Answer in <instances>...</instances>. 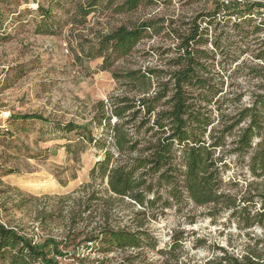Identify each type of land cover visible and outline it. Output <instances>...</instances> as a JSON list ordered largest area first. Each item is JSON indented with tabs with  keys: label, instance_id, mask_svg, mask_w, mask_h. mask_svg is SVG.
<instances>
[{
	"label": "rangeland",
	"instance_id": "obj_1",
	"mask_svg": "<svg viewBox=\"0 0 264 264\" xmlns=\"http://www.w3.org/2000/svg\"><path fill=\"white\" fill-rule=\"evenodd\" d=\"M85 2L0 0V221L36 243L48 237L63 240L73 200L83 195L89 185L100 190L105 185V179L93 181L89 175L93 164L102 157V150L75 131L57 129L55 124L89 122L99 100L108 103L116 96L133 97L158 90L177 68L173 61L178 39L170 30L184 33L188 20L212 8L211 0H158L117 13L113 5L119 0L112 5L104 0L84 21H75L77 5ZM38 5L50 9L47 19ZM252 16L259 21L263 15ZM149 19L154 22V30L147 31L130 54L114 60L109 69H102V57L81 52V48L90 50L99 33ZM233 21L231 17L224 24L222 19L216 25L221 51L209 60L210 75L222 87L220 94L233 100L234 105L225 113H234L250 105L257 94H264V63L253 58L264 48V30L241 37L246 33H236ZM147 69L159 70V76H151L143 85L119 77L131 70ZM31 113L46 117L47 122L11 117ZM114 121L112 117L111 123ZM92 131L99 136L101 128ZM238 132L235 128L225 139L221 176L226 192L237 198L252 197V201L240 203V207L246 206L241 213H247L251 223L232 209L213 214L211 206L191 202L180 212L174 205L158 210L146 219L144 228L157 240V249L167 246L177 232L178 264H204L224 251L239 258L257 251L264 257V205L259 195L264 193V177L252 176L247 165L259 138L253 139L247 154L236 155L230 149ZM126 202L129 201L125 199ZM115 206L111 218L117 216L120 226L130 224L131 210L140 208L118 201ZM95 219L80 222L75 231L81 234L68 239L67 247L59 245L63 254L57 257L60 264H87L82 257L89 260L103 255L82 242ZM145 252L143 263L163 264V257L155 251ZM0 264L7 262L0 259Z\"/></svg>",
	"mask_w": 264,
	"mask_h": 264
},
{
	"label": "trees",
	"instance_id": "obj_2",
	"mask_svg": "<svg viewBox=\"0 0 264 264\" xmlns=\"http://www.w3.org/2000/svg\"><path fill=\"white\" fill-rule=\"evenodd\" d=\"M102 1L86 0L84 5L78 4L75 21H84ZM105 1L112 5L116 0ZM157 1L119 0L113 9L117 13L130 12L140 5ZM211 2V10L201 12L185 23L187 28L184 33L170 30L178 39L173 61L177 68L169 73V79L158 90L150 94L141 92L142 95L133 97L116 96L108 103L99 100L89 122L55 124L57 129L75 131L83 140L102 150V157L93 164L89 175L93 181L96 178L105 179V185L102 190L89 185L83 195L73 200L70 225L63 240L48 237L36 243L31 237L0 221L1 260L7 264H60L57 257L63 254L59 245L67 247L68 239H75L76 234H81L75 231L76 225L96 218L91 228L85 231L82 242L85 246L90 245V250L95 249L103 255L89 260L82 257L83 262L145 264V251L152 250L163 257V264H171L169 261L178 264L180 236L177 232L171 235L167 246L157 249V240L144 228V224L158 210L163 211V208L174 205L180 212L188 202L195 206L209 205L213 214L232 209L251 223L247 213H241L246 206L240 207V203L252 201V197L237 198L225 191L220 162L225 152L226 137L238 128L230 153L247 154L252 148L253 139L259 138L247 165L252 176L264 177V94H257L250 105L234 113H225L234 105L233 100L225 99L220 94L222 87L210 75L212 64L209 60H214L221 51L215 32L216 25L222 19L227 24L234 17L232 25L236 33H246L241 37L264 30V2ZM38 9L44 18L49 17V8L38 5ZM255 13L263 15L259 21L252 16ZM245 25L246 28H243ZM154 27L150 19L132 26L118 25L99 33L90 50L81 48V52L102 57V69H109L114 60L129 55L147 31L154 30ZM210 29L213 33H209ZM206 44H210L211 48L204 47ZM253 58L264 63V48ZM151 76L158 77L159 70H131L119 75L138 85L148 83ZM11 117L22 121L35 119L47 122L46 117L35 113ZM112 117H115L113 123ZM215 117L218 118V125L214 124ZM243 122L245 126H240ZM93 128H101L99 136L93 134ZM259 195L264 205V193ZM125 199L129 202L125 203ZM116 201L129 207H140L131 210L130 224L120 226L116 223L117 216L111 218ZM110 253L116 254L108 257ZM204 264H264V257L257 251L240 258L224 251Z\"/></svg>",
	"mask_w": 264,
	"mask_h": 264
}]
</instances>
